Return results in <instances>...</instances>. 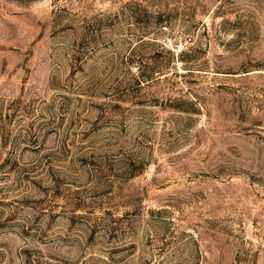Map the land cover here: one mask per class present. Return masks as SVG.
Listing matches in <instances>:
<instances>
[{"label": "rangeland", "instance_id": "obj_1", "mask_svg": "<svg viewBox=\"0 0 264 264\" xmlns=\"http://www.w3.org/2000/svg\"><path fill=\"white\" fill-rule=\"evenodd\" d=\"M0 264H264V0H0Z\"/></svg>", "mask_w": 264, "mask_h": 264}]
</instances>
